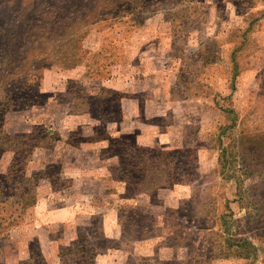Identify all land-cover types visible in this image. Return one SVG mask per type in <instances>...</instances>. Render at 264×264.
Masks as SVG:
<instances>
[{
	"label": "rangeland",
	"instance_id": "obj_1",
	"mask_svg": "<svg viewBox=\"0 0 264 264\" xmlns=\"http://www.w3.org/2000/svg\"><path fill=\"white\" fill-rule=\"evenodd\" d=\"M0 264H264V0H0Z\"/></svg>",
	"mask_w": 264,
	"mask_h": 264
}]
</instances>
